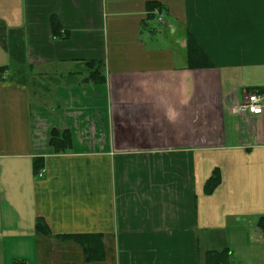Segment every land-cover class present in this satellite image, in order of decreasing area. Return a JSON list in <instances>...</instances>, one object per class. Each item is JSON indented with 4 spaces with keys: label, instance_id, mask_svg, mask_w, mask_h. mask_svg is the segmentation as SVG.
Wrapping results in <instances>:
<instances>
[{
    "label": "crops",
    "instance_id": "crops-1",
    "mask_svg": "<svg viewBox=\"0 0 264 264\" xmlns=\"http://www.w3.org/2000/svg\"><path fill=\"white\" fill-rule=\"evenodd\" d=\"M251 93L264 0H0V264H90L72 235L92 264H264Z\"/></svg>",
    "mask_w": 264,
    "mask_h": 264
},
{
    "label": "trees",
    "instance_id": "trees-1",
    "mask_svg": "<svg viewBox=\"0 0 264 264\" xmlns=\"http://www.w3.org/2000/svg\"><path fill=\"white\" fill-rule=\"evenodd\" d=\"M152 7H150L151 10H153L154 4H150ZM150 10V11H151ZM159 12H161V8L158 6ZM152 14V12L150 13ZM187 56L188 60L190 62V65H192V68H199L202 66H210L209 61L206 59L205 56H203V53L199 49L197 43L191 38L188 37L187 39ZM95 69H92L91 72V77H93L95 82L102 83L104 80L102 77H100L99 69V64H91ZM50 145L54 148V152H65V150H68L71 146V138L70 134L67 132H60L58 131H53L51 138H50ZM219 171H214V174L212 177L209 178L206 184V191L211 193L214 191V189L218 186V183L220 182V175L218 173ZM259 227L264 231V218L258 219ZM41 225V223L39 222ZM38 224V226H39ZM41 226L38 228V230L43 231L40 229ZM44 227L42 226V229ZM44 233L48 234L47 230L44 229ZM62 240H70L74 243H76L81 249H82V254H84L85 261L86 263H94L102 260V244L100 237L97 236H78L77 235H72V236H65L64 238H61ZM217 264H225L223 261L218 262Z\"/></svg>",
    "mask_w": 264,
    "mask_h": 264
},
{
    "label": "built area",
    "instance_id": "built-area-1",
    "mask_svg": "<svg viewBox=\"0 0 264 264\" xmlns=\"http://www.w3.org/2000/svg\"><path fill=\"white\" fill-rule=\"evenodd\" d=\"M237 111L240 113H250L252 116L262 114L264 111V98L257 93L248 94L244 97V102L240 104Z\"/></svg>",
    "mask_w": 264,
    "mask_h": 264
},
{
    "label": "rangeland",
    "instance_id": "rangeland-1",
    "mask_svg": "<svg viewBox=\"0 0 264 264\" xmlns=\"http://www.w3.org/2000/svg\"><path fill=\"white\" fill-rule=\"evenodd\" d=\"M160 13V12H159ZM38 81V80H37ZM39 85H42L41 83H39ZM36 90H37V88L36 87H34ZM264 239V238H263Z\"/></svg>",
    "mask_w": 264,
    "mask_h": 264
}]
</instances>
